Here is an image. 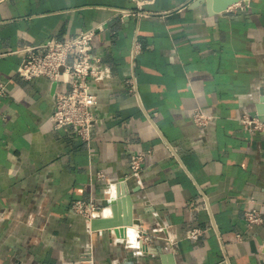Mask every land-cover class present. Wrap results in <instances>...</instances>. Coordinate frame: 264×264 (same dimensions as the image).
Segmentation results:
<instances>
[{
	"label": "crops",
	"instance_id": "obj_1",
	"mask_svg": "<svg viewBox=\"0 0 264 264\" xmlns=\"http://www.w3.org/2000/svg\"><path fill=\"white\" fill-rule=\"evenodd\" d=\"M190 1L0 0V264H264V225L244 222L264 203V131L238 120L264 107V0L213 16ZM99 24L108 72L84 142L50 121L65 77L15 71L18 50ZM196 108L212 116L204 129ZM139 152L142 186L119 183ZM107 183L121 184L114 212ZM78 200L128 224L88 233Z\"/></svg>",
	"mask_w": 264,
	"mask_h": 264
},
{
	"label": "built area",
	"instance_id": "obj_2",
	"mask_svg": "<svg viewBox=\"0 0 264 264\" xmlns=\"http://www.w3.org/2000/svg\"><path fill=\"white\" fill-rule=\"evenodd\" d=\"M242 9L241 3L228 8ZM102 26L82 30L66 40L49 38L35 46L24 47L18 52L22 55L20 65L15 71L20 79L32 81L36 78H45L49 82H59L62 76L68 84L67 90L54 91L51 95L53 110L50 117L52 127L61 129L71 127L79 139L88 142L93 125L96 123L94 108L97 105V95L93 86L102 82L107 75L108 67L101 62L100 57L93 51L92 41L97 31ZM126 86L132 90L133 79L125 80ZM5 84L0 83V96L6 94ZM193 124L198 129H204L212 119V116L196 108L192 111ZM238 120L249 132L264 131V123L255 117L243 113ZM146 154L139 152L130 155L129 170L126 176L119 181L134 179L137 186H142L141 172ZM116 183H107L104 189L107 202L115 198ZM71 209L84 219L88 233H92L91 221L101 215V209L90 201H74ZM244 222L247 228L252 229L264 225V203L260 208H252L244 214ZM199 229H192L187 237L195 238ZM143 241H151L152 236L141 235ZM86 261L92 263L91 249L85 254Z\"/></svg>",
	"mask_w": 264,
	"mask_h": 264
},
{
	"label": "water",
	"instance_id": "obj_3",
	"mask_svg": "<svg viewBox=\"0 0 264 264\" xmlns=\"http://www.w3.org/2000/svg\"><path fill=\"white\" fill-rule=\"evenodd\" d=\"M248 0H191L189 3H187L190 7H198L203 5L205 12L208 15H216L218 13L224 12L228 10L229 7L236 5L238 3H246ZM186 5V6H187ZM253 116L257 117V119L264 123V107L259 104L255 106V110L253 112ZM121 184H118L115 186V198L110 200L108 202L109 205H111V210H114V202L116 198H118L122 193L120 191ZM114 212V211H113ZM114 216V213H112ZM128 223H117L111 218H95L91 221V229L92 230H98V229H107L110 230L118 225H127Z\"/></svg>",
	"mask_w": 264,
	"mask_h": 264
}]
</instances>
